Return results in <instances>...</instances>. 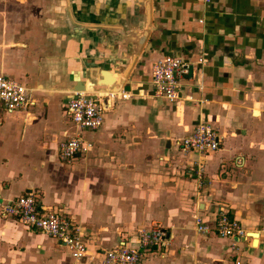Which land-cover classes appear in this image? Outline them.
<instances>
[{
	"label": "crops",
	"instance_id": "crops-1",
	"mask_svg": "<svg viewBox=\"0 0 264 264\" xmlns=\"http://www.w3.org/2000/svg\"><path fill=\"white\" fill-rule=\"evenodd\" d=\"M78 1L36 0L22 16L0 9V74L32 87L37 102L19 113L0 105V264H103L107 250L137 246L138 230L153 226L167 229L168 246L142 250L143 264H264V0H154L149 49L127 98L113 100L100 130L81 132L87 152L63 161L58 144L77 133L65 107L80 77V32L67 28ZM92 32H81L83 42ZM166 55L204 60L173 104L151 85ZM202 122L221 148L182 152L176 141ZM30 192L81 229L86 258L1 213ZM220 208L247 237L213 230ZM196 214L210 233L198 232Z\"/></svg>",
	"mask_w": 264,
	"mask_h": 264
},
{
	"label": "built area",
	"instance_id": "built-area-1",
	"mask_svg": "<svg viewBox=\"0 0 264 264\" xmlns=\"http://www.w3.org/2000/svg\"><path fill=\"white\" fill-rule=\"evenodd\" d=\"M204 64V60L197 62L186 60L179 56L166 55L152 65L151 85L155 96L168 103H176L182 99L184 82H192L195 68ZM116 97L127 98L123 90L119 93H107L102 97L100 93L73 92L68 98L65 113L77 128L74 135H65L60 143L58 154L63 161H69L89 150V145L83 139L84 130L98 131L105 121V113ZM109 99V106L105 103ZM34 89L21 81L0 74V105L8 113L28 112L36 105ZM176 146L184 153H209L221 148V137L209 123H199L193 131L176 141ZM4 216L23 224L27 228L41 232L58 241L69 249L75 260H82L88 255V248L81 239V229L68 221L66 216L45 208L39 198L32 192L25 193L1 206ZM198 232L210 233V227L199 215L193 216ZM221 237L248 236L246 229L236 219L231 218L227 211L220 208L218 218L213 229ZM264 234V218L261 224ZM168 231L162 226L140 229L136 235V245L126 242L105 252L103 264H143L141 252L144 249L165 248L168 246ZM237 264H240L237 262Z\"/></svg>",
	"mask_w": 264,
	"mask_h": 264
},
{
	"label": "water",
	"instance_id": "water-1",
	"mask_svg": "<svg viewBox=\"0 0 264 264\" xmlns=\"http://www.w3.org/2000/svg\"><path fill=\"white\" fill-rule=\"evenodd\" d=\"M79 7L69 10L72 34H91L90 43L83 42L74 64L80 75L73 92L119 93L123 90L134 65L149 49L148 38L153 30L150 0H79ZM93 4V8L92 7ZM89 9V10H86ZM65 15H67L65 13ZM61 18L64 14H61ZM89 23V25L87 24ZM79 31V32H78ZM114 72L115 80L105 81L104 73ZM104 82V83H102ZM89 85V86H88Z\"/></svg>",
	"mask_w": 264,
	"mask_h": 264
},
{
	"label": "rangeland",
	"instance_id": "rangeland-1",
	"mask_svg": "<svg viewBox=\"0 0 264 264\" xmlns=\"http://www.w3.org/2000/svg\"><path fill=\"white\" fill-rule=\"evenodd\" d=\"M36 0H0V9L2 7H5L6 4H8V9L11 11V12H15L14 15L12 16H22L21 12L20 11H29V8H30V5L31 3H35ZM151 1V19H152V25H153V21H154V15H153V6H154V0H150ZM36 4V3H35ZM36 6V5H35ZM29 7V8H28ZM34 10V9H33ZM31 12V11H30ZM31 14V13H30ZM7 15V14H5ZM26 16V15H24ZM153 30H154V26H153ZM153 30L150 32V36L148 38V41L146 43H150L151 41V35L153 34ZM146 47V46H145ZM145 47L143 48V52L144 53L145 51ZM141 57V56H140ZM140 60V58L138 59V61ZM138 61L136 62V64L134 66L137 65ZM114 73V72H112ZM131 74V73H130ZM129 79V78H128ZM128 79L126 80V82H128ZM167 102V101H166ZM168 103V102H167ZM65 137H63V139L61 141L64 140ZM61 141L59 142L58 145H60ZM60 147V146H59ZM58 151H59V148H58ZM68 221H70L68 218H67Z\"/></svg>",
	"mask_w": 264,
	"mask_h": 264
},
{
	"label": "bare ground",
	"instance_id": "bare-ground-1",
	"mask_svg": "<svg viewBox=\"0 0 264 264\" xmlns=\"http://www.w3.org/2000/svg\"><path fill=\"white\" fill-rule=\"evenodd\" d=\"M101 94V93H100ZM105 95H107V93H105V94H102V97H104Z\"/></svg>",
	"mask_w": 264,
	"mask_h": 264
}]
</instances>
